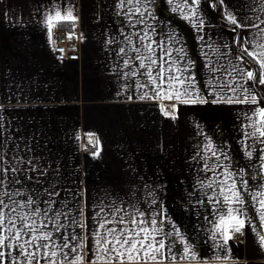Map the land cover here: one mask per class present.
Listing matches in <instances>:
<instances>
[{
  "label": "crops",
  "instance_id": "0c3cea01",
  "mask_svg": "<svg viewBox=\"0 0 264 264\" xmlns=\"http://www.w3.org/2000/svg\"><path fill=\"white\" fill-rule=\"evenodd\" d=\"M213 3L202 0L199 6L205 20L202 31L173 12L168 0L147 5L148 24L156 27L157 38L172 33L179 39L176 46L195 62L192 71L205 95L207 45L221 52L228 51L225 45L237 51L236 34L217 18ZM218 6L223 19L231 12L245 25L237 30L241 35L254 37L256 29L247 25L264 17L255 0H224ZM57 7L62 13L70 7L77 17L74 27L71 22L59 23L76 34L72 47L77 60H59L51 52L45 20ZM119 11L118 0H0V150L6 158L18 153L50 167L49 182L60 193L58 207L71 216L80 209L89 229L97 206L115 202L157 219L167 217L164 232L179 230L200 257L177 259L175 264H264L260 237L247 224L232 234L227 253L216 248L212 209L200 186L207 177L198 156L210 140L227 155V167L245 170L254 188L264 183L258 175L264 145L255 144L252 159L244 148L246 114L251 115L255 106L181 103L168 111L176 116L172 119L159 106L173 107L175 100L139 99L135 82L144 78H125L123 72L129 69L116 58L118 46H124L121 33L129 31ZM109 39L115 43L109 44ZM257 88L264 97V85ZM88 134H96L98 143L86 151L83 138ZM71 216L64 222L71 223ZM254 222L259 228L255 216ZM92 246L89 237L84 264L94 258ZM182 247L176 238L173 252L179 255ZM225 254L231 258H215Z\"/></svg>",
  "mask_w": 264,
  "mask_h": 264
},
{
  "label": "snow or ice",
  "instance_id": "6c2138e0",
  "mask_svg": "<svg viewBox=\"0 0 264 264\" xmlns=\"http://www.w3.org/2000/svg\"><path fill=\"white\" fill-rule=\"evenodd\" d=\"M168 2L174 5L173 12L181 13L182 19L198 31L203 30L205 20L199 7L202 0ZM223 2L216 0L211 6L215 8ZM149 3L151 0H118L119 14L125 17L129 29L121 33L124 46H118L116 52L123 68L129 69L123 72L124 77H143L142 81L135 82V88L141 93L139 99L175 100L174 110L181 103L223 102L255 106L251 115L246 114L248 123L244 133L245 155L252 159L255 144L264 145V107L260 106L264 97L255 91L258 85H264V17L257 16L258 23L247 25L256 29L254 37L249 39L237 31L245 25L231 12L226 13L224 20L236 34L237 51L233 53L225 45L228 51L221 52L219 48L207 45L209 51L203 53L208 77L204 81L205 95L192 71L195 62L187 59L183 47L176 46L179 39L172 33L166 39H158L156 27L148 24ZM255 3L264 13V0H255ZM76 19L70 7L63 13L58 7L54 8L45 20L50 39L53 21L57 24L71 22L74 27ZM72 36L73 33L68 34L69 39ZM107 42L115 43L113 39ZM209 96L215 99L209 100ZM159 107L164 116L176 118L165 110L164 105ZM91 135L88 134L89 143L92 142ZM249 140L253 143H247ZM98 154L99 150L92 153L93 156ZM198 156L207 177L200 186L212 209V239L219 241L216 248L227 253L232 234L241 232L246 224L259 235L261 247H264V183L254 188L245 170L237 172L227 167L224 163L227 155L210 140ZM258 159V175L264 179V148L260 149ZM50 171V167H45L35 157L25 159L17 153L6 158L0 150V264H84L83 251L89 237L93 242L94 257L89 264H165L169 259L175 264L177 259H200L179 230L164 232L167 217L157 219L155 215L136 208L129 210L115 202H102L97 206L89 229L88 218L85 215L82 222L80 209L71 216L70 212L58 207L60 193L56 185L49 182ZM70 216L71 223H65ZM254 216L259 221V228ZM176 238L183 246L179 255L173 252ZM215 258L227 260L231 257L225 254Z\"/></svg>",
  "mask_w": 264,
  "mask_h": 264
},
{
  "label": "built area",
  "instance_id": "2783aa9c",
  "mask_svg": "<svg viewBox=\"0 0 264 264\" xmlns=\"http://www.w3.org/2000/svg\"><path fill=\"white\" fill-rule=\"evenodd\" d=\"M69 32L60 24H53L51 33L50 49L51 52L59 60H77L78 52L72 47L76 42V36L71 39L68 38ZM165 109L169 112L173 110L172 104H166ZM91 143H89L88 136L83 138V147L88 150H93L97 145L96 134L91 135Z\"/></svg>",
  "mask_w": 264,
  "mask_h": 264
},
{
  "label": "water",
  "instance_id": "95a60500",
  "mask_svg": "<svg viewBox=\"0 0 264 264\" xmlns=\"http://www.w3.org/2000/svg\"><path fill=\"white\" fill-rule=\"evenodd\" d=\"M215 2H216V0H215ZM216 16H217V18H218L221 22H223V23H225V24H228V23H226L225 20L220 16V14H219V6H218V4H217V6H216ZM256 91H257V93L260 95V92H259V90H258L257 87H256Z\"/></svg>",
  "mask_w": 264,
  "mask_h": 264
},
{
  "label": "trees",
  "instance_id": "16d2710c",
  "mask_svg": "<svg viewBox=\"0 0 264 264\" xmlns=\"http://www.w3.org/2000/svg\"><path fill=\"white\" fill-rule=\"evenodd\" d=\"M69 33H73V36H72V37H75V36H76V34H75L74 32H72V31H71V32H69Z\"/></svg>",
  "mask_w": 264,
  "mask_h": 264
}]
</instances>
